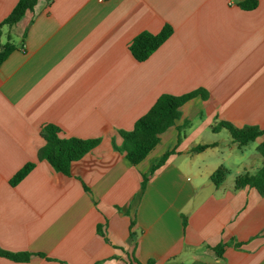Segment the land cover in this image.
I'll return each instance as SVG.
<instances>
[{
    "label": "crops",
    "instance_id": "1",
    "mask_svg": "<svg viewBox=\"0 0 264 264\" xmlns=\"http://www.w3.org/2000/svg\"><path fill=\"white\" fill-rule=\"evenodd\" d=\"M18 1L0 0V23ZM244 1L39 0L9 27L20 40L0 66V248L30 257L0 264H264V195L236 187L263 165L264 135L241 146L214 129H264V0ZM166 25L171 36L137 60L133 39ZM198 90L208 96L187 101L142 162L116 148L162 94ZM48 124L101 142L66 175L39 158Z\"/></svg>",
    "mask_w": 264,
    "mask_h": 264
},
{
    "label": "trees",
    "instance_id": "2",
    "mask_svg": "<svg viewBox=\"0 0 264 264\" xmlns=\"http://www.w3.org/2000/svg\"><path fill=\"white\" fill-rule=\"evenodd\" d=\"M38 1L39 0L18 1L11 14L0 23V40L4 34V27L8 26L11 28L19 24L28 11L34 10ZM257 5L258 0H246L242 3V6L247 9H253L257 7ZM172 33L173 29L170 25H166L158 34L143 31L133 39L130 44V50L137 60L145 61L171 36ZM15 48L16 45L12 42L11 38L0 46V66ZM200 94L206 97V93L203 90L192 91L183 95L162 94L153 107L137 120L132 130L121 131L124 143L122 146H116V148L120 152L125 153L126 157L133 165L139 164L157 146L161 139V135L175 125L177 120L182 117L181 108L184 104ZM185 124L188 126L189 121ZM220 128H227L233 139L241 146L247 145L264 135V129L259 127L237 128L227 121H221L214 127L215 130ZM180 130L181 140L183 137L182 127ZM42 135L46 143L39 151L40 160H47L55 170L66 175H71V166L73 162L82 159L101 142V139L62 137L60 127L54 124L46 125L42 131ZM210 146L211 145H199L193 150L195 152H201ZM257 151L264 159V141L259 144ZM169 154L170 152L164 155L159 166L166 161ZM35 165L34 162L25 164L13 176L10 181L11 184L17 185L33 170ZM227 174L228 169L221 166L214 172L212 178L215 183L219 185ZM143 185V187H145V182H143ZM245 186L254 187L264 195V163L256 173L247 172L237 177L236 187L242 188ZM186 224L187 221H185V225ZM0 256L15 261H26L29 259L30 253H15L0 248Z\"/></svg>",
    "mask_w": 264,
    "mask_h": 264
},
{
    "label": "rangeland",
    "instance_id": "3",
    "mask_svg": "<svg viewBox=\"0 0 264 264\" xmlns=\"http://www.w3.org/2000/svg\"><path fill=\"white\" fill-rule=\"evenodd\" d=\"M9 33H10L11 36H12V38H11L12 42H19L20 37H19L18 31H17V28H14V29L12 30V32H11V31H10V28H9L8 26H5V27H4V34H3L2 38H1V42H2L3 44L6 43V42L9 40V37H8ZM205 93H206V92H205ZM200 95H202V94H200ZM202 96H203V95H202ZM207 96H208V95H207V93H206V97H207ZM206 97L203 96L204 99H205ZM220 129H221V128H220ZM220 129H218V130H220ZM182 130H183V129H182ZM226 130H228V129L226 128ZM229 132H230V131H229ZM224 133H227V132H224ZM230 134H231V133H230ZM221 135H222V134H219V137H222ZM225 135H226V134H225ZM180 141H182V140H180ZM121 146H122V145H121ZM227 146H229V143H228V142H224L223 145H221V150H220V152L218 151V155H217V157L219 156V157L226 158V156H227V151H226ZM252 146H253V144H250V146H249L247 149H248V150L251 149ZM175 151H176V149H173V150L168 151V152H170L169 156H170L173 152H175ZM168 152H167V153H168ZM224 152H225V153H224ZM169 156L167 157L166 161H165L164 163H162V165L159 166L160 161H161L162 158L164 157V156H163V157L159 160V162L153 166L151 173H148L147 175H146V174H143V177H142V183L145 182V187H146V185L149 183V180H150V174L153 175V174L155 173V171H157V170L160 169L163 165H165L166 162H167V160H168V158H169ZM226 159H227V158H226ZM145 179H146V180H145ZM142 185H143V184H142ZM84 186H87V185L85 184ZM143 186H144V185H143ZM145 187H143V188H145ZM85 188H86V189H89L88 186L85 187ZM144 190H145V189H144ZM138 196H139V199H140V197L142 196V194H140V195H138ZM136 199H137V198H136ZM134 203H136V205H137V200H135ZM134 224H135V220H133V222H132V225H133V226H134Z\"/></svg>",
    "mask_w": 264,
    "mask_h": 264
}]
</instances>
